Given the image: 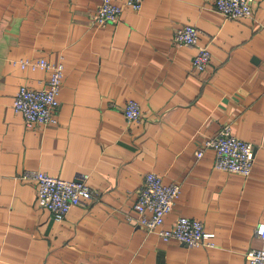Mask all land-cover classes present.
Here are the masks:
<instances>
[{"label":"crops","instance_id":"crops-1","mask_svg":"<svg viewBox=\"0 0 264 264\" xmlns=\"http://www.w3.org/2000/svg\"><path fill=\"white\" fill-rule=\"evenodd\" d=\"M126 0H115L123 5ZM101 0H0V264H252L264 222V0L252 17L227 18L215 0H144L118 23L99 25ZM200 30L211 61L176 30ZM63 60L56 125L29 127L13 108L19 87H46L51 72L14 59ZM137 100L142 120L124 107ZM226 123L255 146L249 176L214 167L204 140ZM40 170L63 179L89 174L93 199L56 221L38 204ZM156 172L182 193L165 217L203 222L216 247H190L149 233L134 208Z\"/></svg>","mask_w":264,"mask_h":264},{"label":"built area","instance_id":"built-area-1","mask_svg":"<svg viewBox=\"0 0 264 264\" xmlns=\"http://www.w3.org/2000/svg\"><path fill=\"white\" fill-rule=\"evenodd\" d=\"M144 0H126L123 5L115 0H101L94 15V22L102 25L107 22L118 23L124 7L139 11ZM255 0H215L216 9L227 18H244L253 16ZM200 30L191 24L179 27L174 39L180 45L195 47L192 67L196 71L207 69L211 61L208 46L199 44ZM13 64L22 69H45L51 72L46 87L32 89L25 85L19 87L13 100V108L23 115L27 126L56 125L57 108L60 104L59 94L65 76V65L62 59L53 62L45 58L14 59ZM124 114L129 122H139L143 114L137 100L130 99ZM205 149L215 152L214 167L219 170L249 176L255 162V146L252 142L237 137L230 123L204 140L203 147L197 157L204 155ZM37 183L38 204L48 209L56 221L65 219L72 207L93 199L95 191L89 183V174L78 179H63L50 175L45 171L28 170L20 177ZM182 193V185L178 182L166 183L163 176L149 172L140 188L134 205L138 213L137 220L149 233H156L164 240H176L190 247H216V233L206 231L202 221L186 216L179 217L170 227H165V217L169 214ZM256 234L262 245L246 252V259L252 264H264V222L259 223Z\"/></svg>","mask_w":264,"mask_h":264}]
</instances>
